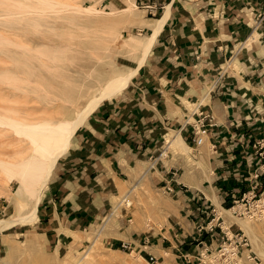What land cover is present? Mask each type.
I'll return each instance as SVG.
<instances>
[{
  "label": "crops",
  "instance_id": "crops-1",
  "mask_svg": "<svg viewBox=\"0 0 264 264\" xmlns=\"http://www.w3.org/2000/svg\"><path fill=\"white\" fill-rule=\"evenodd\" d=\"M133 1L143 5L142 29L150 38L154 21L164 24L128 87L77 131L76 148L56 167L36 224L46 231L96 221L151 162L143 177L174 189L178 228L158 238L131 233L127 242L179 264L201 250L199 242L218 245L225 217L217 208L232 209L254 187L264 189V174L255 175L264 147L254 146L264 139V0ZM197 106L214 116L202 145L185 125ZM214 214L213 236L205 226Z\"/></svg>",
  "mask_w": 264,
  "mask_h": 264
},
{
  "label": "rangeland",
  "instance_id": "rangeland-1",
  "mask_svg": "<svg viewBox=\"0 0 264 264\" xmlns=\"http://www.w3.org/2000/svg\"><path fill=\"white\" fill-rule=\"evenodd\" d=\"M115 2L114 6L104 0H0V197L4 200L0 203V264L168 262L158 254H151L157 261L150 262V253L141 252L140 245L123 246L131 233L158 238L178 228L176 198L154 186L149 175L143 177L151 162L115 196L107 215L96 221L46 231L36 224L56 167L74 151L77 131L100 106L83 119L86 107L111 81L131 74L129 83L112 97L122 93L152 49L145 57L151 38L142 29L143 5L133 0ZM112 97L108 100L117 98ZM62 122L69 126L54 133L64 138L57 151H43L42 144L51 136L47 130ZM169 150L176 155L173 148ZM256 194L250 201L260 209L257 215L236 216L234 211H245L240 203L229 207L230 213L217 208L225 217V229L231 225L233 230L242 229L238 223L242 219L257 231L249 235L238 230L250 243L243 253L245 264H251L246 257L253 255L264 264V195ZM252 239L261 251L253 250Z\"/></svg>",
  "mask_w": 264,
  "mask_h": 264
},
{
  "label": "built area",
  "instance_id": "built-area-1",
  "mask_svg": "<svg viewBox=\"0 0 264 264\" xmlns=\"http://www.w3.org/2000/svg\"><path fill=\"white\" fill-rule=\"evenodd\" d=\"M155 15V13H154ZM185 125H190L192 127V134L194 137V144L201 145L203 144L210 132V128L214 125V116L211 112H207L200 107H196L193 112V121H186ZM256 148L264 147V139L257 141L254 144ZM264 174V162L258 167L255 175L258 177L259 175ZM165 192L169 195L174 194L173 188H166ZM262 193L264 195V189L262 191H257L256 187L252 189V191L241 199L235 200V203L232 207L240 204L244 205L245 212L234 211V214L245 216H254L260 213V209L251 204L250 199H254L256 197V193ZM250 194H253V197H249ZM249 198V199H248ZM260 200V199H259ZM242 202V203H241ZM231 207V208H232ZM216 212L215 208L212 209ZM216 214L212 217V219L207 223L205 227H208V231L213 236L216 234L217 224L215 223ZM219 219V218H218ZM205 227L200 225L197 230L201 233L205 230ZM232 228V226H231ZM242 229H232V235H230L224 228H222V236L220 242L217 247H212V244H206L205 242H199L201 250H198L196 254L194 253H186L181 257V261L179 264H245V258H243V252L248 250L250 246L248 238L241 231ZM130 246L129 243H123L125 248ZM131 247V246H130ZM251 259L254 262H259L255 255L251 256ZM148 261V260H147ZM150 262H156V256L151 255L149 257Z\"/></svg>",
  "mask_w": 264,
  "mask_h": 264
},
{
  "label": "bare ground",
  "instance_id": "bare-ground-1",
  "mask_svg": "<svg viewBox=\"0 0 264 264\" xmlns=\"http://www.w3.org/2000/svg\"><path fill=\"white\" fill-rule=\"evenodd\" d=\"M167 10L169 11V7L167 8ZM167 10H166V12H167ZM164 16H165V14H164ZM163 21H164V19H159V20H157V27L155 28V30H154V35H153V37L151 38V40H150V43H148V48H147V50H146V54H145V57L148 55V53H149V50L151 49V47H152V44H153V42H154V38H155V36H156V34L160 31V29L162 28V24H164L163 23ZM151 36H152V34H151ZM144 60H145V58H144ZM143 64V63H142ZM142 64H141V66H142ZM139 69H140V64H139V67H138ZM136 73V72H135ZM130 78H131V74H129V75H125V77H120V78H117V79H115V80H113V81H111L110 83H109V85H107L104 89H103V91H102V93L98 96V97H96V98H94L90 103H89V105L86 107V109H85V111H84V114H83V119H87L96 109H97V107H99L106 99H108V98H110V97H112L113 95H114V93L116 92V90L120 87V86H122V85H124V84H127V83H129V81H130ZM192 118H193V115H192ZM44 126H47V125H44ZM69 125L66 123V122H62V123H60V125L59 126H55L54 125V127H49V131L47 130V132H51V136L49 135V138L47 137V139L49 140L50 139V141H46L47 142V144H45L46 142H44L45 141V138H44V140H43V142H44V144H42V142H40L43 146L41 147L42 148V150L43 151H46V152H51V153H54V152H56L57 151V149H58V144L61 142V141H63V137H58L57 135H54V133L55 132H58V131H61V130H64V129H66L67 127H68ZM33 127V126H32ZM36 127V126H35ZM38 127H41V126H38ZM72 127V126H71ZM30 128V127H29ZM31 129V128H30ZM34 129H38V128H34ZM33 129V130H34ZM45 129V128H44ZM44 131V130H43ZM46 132V131H45ZM28 133H29V131H28ZM46 134V133H45ZM30 135V134H29ZM43 136H44V134H42ZM42 136V137H43ZM39 137V136H38ZM37 137V138H38ZM42 137H41V139H42ZM40 139V140H41ZM46 139V140H47ZM39 139H37V142H39L40 141ZM36 142V143H37ZM41 144H37V145H41ZM202 145V144H201ZM39 164L40 163H38L37 164V166L36 167H34L35 168V170H33L34 171V174L33 175H35L37 172H36V169L38 168V166H39ZM237 206H239V205H237ZM237 206H234L233 208H236ZM232 208V209H233ZM220 209V208H219ZM221 210H223V211H225V212H227V213H230L231 212V210H227V209H224V208H221ZM236 211H239V210H236ZM246 211V210H245ZM244 210L243 211H239V213L240 212H244V213H248V212H245ZM236 216H240V215H237V214H235ZM248 215V214H247ZM233 216V215H232ZM241 218V217H240ZM233 219V218H232ZM235 219V218H234ZM224 223V222H223ZM239 223V225L242 227V229L247 233V234H249V235H252V234H257V231L256 230H254L253 228H252V226H250L249 224L250 223H247L245 220H242V219H240V222H238ZM232 226V225H231ZM231 226H229L228 227V229H225V227H224V229L230 234V235H232V228H231ZM258 236V235H257ZM259 237V236H258ZM262 239V238H261ZM260 240V239H259ZM251 241V240H250ZM252 243H253V250H258V251H261V249L259 248V246H257V244L255 243V241H253V239H252ZM245 252V251H244ZM243 252V253H244ZM262 252V254L264 255V249H263V251H261ZM244 255V254H243ZM247 256V255H246ZM246 259H248L250 262H251V264H258V263H256V262H254L252 259H251V257H249V256H247L246 257Z\"/></svg>",
  "mask_w": 264,
  "mask_h": 264
}]
</instances>
